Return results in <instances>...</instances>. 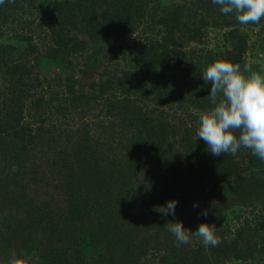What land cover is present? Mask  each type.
Wrapping results in <instances>:
<instances>
[{
    "label": "trees",
    "instance_id": "obj_1",
    "mask_svg": "<svg viewBox=\"0 0 264 264\" xmlns=\"http://www.w3.org/2000/svg\"><path fill=\"white\" fill-rule=\"evenodd\" d=\"M33 3L4 0L0 27L36 10L44 51L114 58L107 46L122 40L123 67L89 86L105 113L86 108L66 79L72 108L103 120L61 129L38 113L23 115L40 87L39 59L51 53L21 36L25 51L8 62L14 47L0 44V264L14 255L34 264H264V160L243 147L213 156L196 135L201 113L213 107L206 67L224 60L243 70L247 39L235 28L226 50L184 48L200 44L207 26L232 27L235 14H221L212 0H45V10ZM133 88L145 101L130 97ZM116 94L122 101L110 100ZM169 200L175 216L161 212ZM242 208L263 215L227 224L225 216ZM176 221L189 231L215 224L221 242L205 246L193 236L177 247L167 229Z\"/></svg>",
    "mask_w": 264,
    "mask_h": 264
},
{
    "label": "rangeland",
    "instance_id": "obj_2",
    "mask_svg": "<svg viewBox=\"0 0 264 264\" xmlns=\"http://www.w3.org/2000/svg\"><path fill=\"white\" fill-rule=\"evenodd\" d=\"M23 1V0H22ZM28 0H24L26 3ZM166 1V0H165ZM173 0H169L172 2ZM45 4V5H44ZM33 9H36L38 5H42L43 10L47 8V4L45 0H34ZM19 17L10 16L9 20H13L10 22H6L0 27V44L3 45H11L14 47V51H11L9 57L6 59L8 62H14L19 59V55H22L23 51L26 48V42L21 38V36H29L31 38L32 44L39 50L40 52H48L51 58H40L38 62L37 75L40 76V87L32 92L29 99L26 101L25 107L23 106V115L26 120L30 119V115L32 113H38L40 118L43 119V124L45 126H56L59 128H75L78 125L84 126L86 129H92L95 123H101V120H97V118H93L92 115H84V113H79V107L72 108L71 96H69L67 89L65 88L66 79L67 82L69 80L74 81L75 95L83 96V98H87L86 108H93L94 113L98 112L101 108L105 106L102 103L100 106L96 103L94 99V92H92L89 86L96 85L100 82L102 75L105 74L111 77L113 74L120 72L123 65L118 62L120 60L119 53L117 52L119 44H124L122 40H114V45L107 46V50L111 49L114 58H107L102 54L96 55L97 59L90 58L91 56H86V50L81 53L71 54V56H64L60 52H49L44 51L47 49L46 43H48V39H46V34L40 31V27L38 26L39 18L36 14V10H32L31 14L22 13L18 14ZM211 21V20H210ZM237 21V19H236ZM237 29L239 33H241L247 40V48L243 52L241 59L242 63L250 64L253 71L264 75V18L261 19L259 23H249L247 25L240 24L236 22L232 27L226 28H211V26H207L205 31L203 32V37L201 39L200 44L188 43L184 45L185 50H192L197 52L199 47H203L205 50H217L221 49L226 50L229 48V44L226 43L224 45V38L226 37V33L229 30ZM147 28L140 37L145 38V35L149 33L146 32ZM157 39V36H154ZM136 38H134L135 40ZM142 40V39H141ZM226 48V49H223ZM193 57H198V54H194ZM29 59H32V56L29 55ZM135 64L131 62V64ZM96 67V68H95ZM95 68V69H94ZM137 68H140L139 66ZM92 71L88 76H82L83 70ZM141 69V68H140ZM3 68H0V73ZM139 71L133 70L135 76ZM135 91L134 94L130 95L132 98H137L138 100L145 99L142 94L136 92V88H133ZM120 92V91H119ZM122 96L116 94V97H111L110 100L113 102H117L118 100L122 101ZM93 98V99H92ZM116 98V99H115ZM39 99V100H37ZM33 103V104H32ZM38 104L35 106V109H32V105ZM139 103V101L135 102ZM125 104V102H122ZM96 106V107H94ZM143 110L145 106L143 103L138 104ZM82 109V107H81ZM62 112L65 116L59 115L57 112ZM103 113H105V107L103 108ZM102 117H106L107 115H101ZM114 121L116 119L114 118ZM34 125V124H33ZM35 126V125H34ZM187 128L193 127L191 123L186 122ZM237 159V158H236ZM242 164H244L242 162ZM220 186V184H215ZM214 190V189H213ZM51 189H47L46 192H50ZM216 192V191H215ZM232 210V209H231ZM250 208H242V209H234L228 215H224L225 219H227V224L230 226H238L242 221L243 217H254L255 215H263L262 213H258L257 209H254L253 216L249 213ZM264 213V209L262 211ZM23 264H34V262L26 263L22 258ZM253 264V263H251Z\"/></svg>",
    "mask_w": 264,
    "mask_h": 264
},
{
    "label": "clouds",
    "instance_id": "obj_3",
    "mask_svg": "<svg viewBox=\"0 0 264 264\" xmlns=\"http://www.w3.org/2000/svg\"><path fill=\"white\" fill-rule=\"evenodd\" d=\"M223 15L235 14L240 24L259 23L264 18V0H212ZM4 0H0L3 4ZM247 74V75H246ZM211 84L213 107L203 111L196 131L213 156H235L241 147L264 160V75L245 64L218 60L208 65L202 75ZM176 201L162 206V213L175 216ZM207 216V213H203ZM168 231L175 237L177 247L200 238L205 246L215 247L221 242L216 236L215 224L200 223L195 231L187 230L182 222L167 223ZM8 264H23L12 256Z\"/></svg>",
    "mask_w": 264,
    "mask_h": 264
}]
</instances>
